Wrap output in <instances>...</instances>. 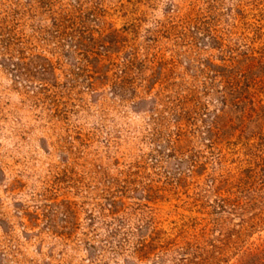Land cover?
<instances>
[{
  "label": "rangeland",
  "instance_id": "obj_1",
  "mask_svg": "<svg viewBox=\"0 0 264 264\" xmlns=\"http://www.w3.org/2000/svg\"><path fill=\"white\" fill-rule=\"evenodd\" d=\"M211 64L249 90L238 107ZM250 99L264 117V0H0V264H179L181 231L216 221L224 264L245 261L264 244ZM248 168L251 203L215 212L212 178ZM152 230L168 251L144 254Z\"/></svg>",
  "mask_w": 264,
  "mask_h": 264
},
{
  "label": "trees",
  "instance_id": "obj_2",
  "mask_svg": "<svg viewBox=\"0 0 264 264\" xmlns=\"http://www.w3.org/2000/svg\"><path fill=\"white\" fill-rule=\"evenodd\" d=\"M228 66L230 65L211 64L209 66L212 72L226 79L224 90L216 88L213 95L224 108L228 106L238 107L247 98L246 95H250V92L247 88H243V86L238 84L237 71L233 68L231 70ZM250 103H252L251 109H254L256 113L257 108L255 107V103L251 102V99ZM256 115L259 121L264 120V117L258 111ZM230 123L228 116L225 117L222 113L212 114L210 120L205 124V134L210 143L215 142L221 132L229 127ZM241 173V176L233 178H212L211 191L214 195L215 212L234 213L237 207H241L243 204L241 194H244L247 204L251 203L253 196L252 190L249 187V180L255 176V171L248 168ZM214 229L218 231V234L212 233ZM182 233L183 231H181V235L179 236L180 243L178 246L181 255L178 259L179 264H224L228 261L229 252L233 247L234 240L229 230L224 228L222 221L214 222L211 227L209 225L203 226L198 232L190 234L189 237ZM157 235V230L149 231L148 240L143 247L144 254L149 255L151 252L159 249L166 251L170 249V244L173 241L160 242L157 239ZM174 244H176L175 241ZM261 256H264V244H259L249 251L246 255V260L240 261L238 264H254Z\"/></svg>",
  "mask_w": 264,
  "mask_h": 264
}]
</instances>
